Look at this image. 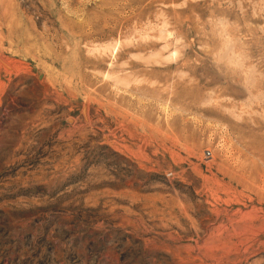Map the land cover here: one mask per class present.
Instances as JSON below:
<instances>
[{
	"label": "rangeland",
	"instance_id": "rangeland-1",
	"mask_svg": "<svg viewBox=\"0 0 264 264\" xmlns=\"http://www.w3.org/2000/svg\"><path fill=\"white\" fill-rule=\"evenodd\" d=\"M0 264H264V0H0Z\"/></svg>",
	"mask_w": 264,
	"mask_h": 264
}]
</instances>
